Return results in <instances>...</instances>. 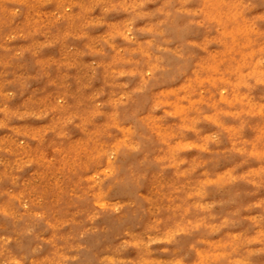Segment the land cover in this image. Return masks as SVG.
<instances>
[{
    "label": "rangeland",
    "instance_id": "374dc122",
    "mask_svg": "<svg viewBox=\"0 0 264 264\" xmlns=\"http://www.w3.org/2000/svg\"><path fill=\"white\" fill-rule=\"evenodd\" d=\"M0 264H264V0H0Z\"/></svg>",
    "mask_w": 264,
    "mask_h": 264
},
{
    "label": "bare ground",
    "instance_id": "6f19581e",
    "mask_svg": "<svg viewBox=\"0 0 264 264\" xmlns=\"http://www.w3.org/2000/svg\"><path fill=\"white\" fill-rule=\"evenodd\" d=\"M234 8H236V6L234 7ZM238 8V7H237ZM240 10V9H239ZM237 11V10H236ZM240 18V17H239ZM241 19V18H240ZM245 32H246V34L248 33V28H246V30H245ZM253 91V90H252ZM255 93V92H254ZM246 99V98H245ZM258 108H260V107H258ZM253 135V134H252ZM220 145V144H219ZM235 161V160H234ZM212 163V162H211ZM245 165V164H244ZM245 167V166H244ZM243 169V168H242ZM246 171V170H245ZM241 174V173H240ZM248 181V180H247ZM252 183V182H251ZM245 187V186H244ZM249 187V186H248ZM224 195H226V194H224ZM223 195V196H224ZM253 197V196H252ZM257 197V196H256ZM225 198V197H224ZM251 198V197H250ZM254 198V197H253ZM255 200V199H254ZM242 203H244V202H242ZM232 207V206H231ZM224 209V208H223Z\"/></svg>",
    "mask_w": 264,
    "mask_h": 264
}]
</instances>
